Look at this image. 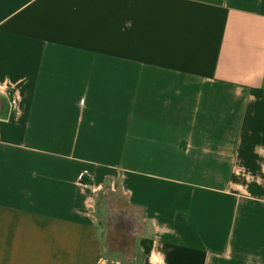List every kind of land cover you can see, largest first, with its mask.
<instances>
[{
  "label": "crops",
  "instance_id": "1",
  "mask_svg": "<svg viewBox=\"0 0 264 264\" xmlns=\"http://www.w3.org/2000/svg\"><path fill=\"white\" fill-rule=\"evenodd\" d=\"M102 214L142 264H264V0H0V264H129Z\"/></svg>",
  "mask_w": 264,
  "mask_h": 264
},
{
  "label": "rangeland",
  "instance_id": "2",
  "mask_svg": "<svg viewBox=\"0 0 264 264\" xmlns=\"http://www.w3.org/2000/svg\"><path fill=\"white\" fill-rule=\"evenodd\" d=\"M98 202L101 209L104 205H109V209L116 212H120V208H124L126 205L124 198L119 192L101 193L98 197ZM105 208L108 210L107 207ZM123 220H125L124 224H122ZM97 226L100 239L104 245H106V252H116L121 254L122 259L127 262L133 263L140 259L142 261L143 254L137 246L138 231L136 232L133 229V226L131 227V225H127L126 218L113 216L104 219L102 214V216H99ZM131 229L133 230V234L126 235L127 233L124 231H132ZM122 232L123 234H126L122 235Z\"/></svg>",
  "mask_w": 264,
  "mask_h": 264
},
{
  "label": "trees",
  "instance_id": "3",
  "mask_svg": "<svg viewBox=\"0 0 264 264\" xmlns=\"http://www.w3.org/2000/svg\"><path fill=\"white\" fill-rule=\"evenodd\" d=\"M102 246H103V249H104V254H105V256H110V253H116V252H106L105 251V249H106V245H104V243L102 242ZM117 255V259L116 260H124V259H122V256H121V254H118V253H116ZM113 256H115V255H113ZM111 257V256H110ZM125 261V260H124ZM142 261H143V259H142ZM142 261H141V259L140 260H137L136 262H128L129 264H142Z\"/></svg>",
  "mask_w": 264,
  "mask_h": 264
}]
</instances>
